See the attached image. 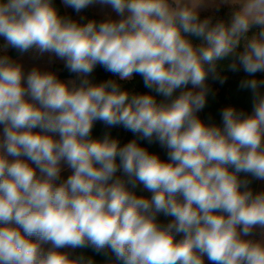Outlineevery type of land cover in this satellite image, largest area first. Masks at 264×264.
I'll use <instances>...</instances> for the list:
<instances>
[{
  "label": "clouds",
  "instance_id": "obj_1",
  "mask_svg": "<svg viewBox=\"0 0 264 264\" xmlns=\"http://www.w3.org/2000/svg\"><path fill=\"white\" fill-rule=\"evenodd\" d=\"M62 2L109 5L119 19L81 24L53 0H0L4 51L53 53L77 77L0 55V264H96L72 255L89 248L103 264H264V239L252 238L264 236V191L248 178L264 180V0H219L227 22L201 19L205 0ZM222 61L246 74L252 112L227 106L217 125L198 114L207 81L225 82ZM98 65L120 81L139 74L150 92L94 83ZM97 122L135 138H93Z\"/></svg>",
  "mask_w": 264,
  "mask_h": 264
},
{
  "label": "trees",
  "instance_id": "obj_2",
  "mask_svg": "<svg viewBox=\"0 0 264 264\" xmlns=\"http://www.w3.org/2000/svg\"><path fill=\"white\" fill-rule=\"evenodd\" d=\"M53 3L62 16L70 17L81 24H85L90 20H95L96 23L99 24L100 22L108 19L95 13L91 9L90 5L79 13H77L73 9H71L69 12H66L63 7L62 0H53ZM230 14V6H221L216 9H210L207 11L200 12L201 19L206 16H213L214 22L215 20L220 19L227 22L230 20ZM258 31L259 28L254 26L249 31V33H247V35L251 37ZM5 45L6 41L3 37H0V55L7 54L11 59H16L31 51L29 50L28 52L21 53L15 48L8 46L5 52ZM228 62L229 61L220 62V74L221 76L226 77L225 82L223 84L217 81H213L211 78L207 81L209 87L211 88V92L208 95L207 104L205 108L198 114L200 118L206 123H215L217 125H222L221 111L227 106H234L237 110L244 111L249 114L252 112L251 91L248 89H241L239 87L240 81L246 78V74L243 72V70L235 73L229 71L226 67V64ZM53 72L56 73L57 77L62 81H66L68 79H77L76 74L71 73L66 68V66L62 64H55L53 66ZM90 78L94 83H100L108 79L117 80V82L120 83L123 89H127L128 91L133 93L143 94L150 92L149 89L144 87L143 79L139 74H134L133 79L130 81H120L117 76H114L112 73L105 71L102 67L98 65L94 72L91 74ZM257 78L264 79V73H258ZM189 87H191V85H189ZM179 91L180 90H177L176 94H179ZM152 94L156 96L158 101L164 99L162 96L157 95L155 92H152ZM105 134H110L111 137L117 138L121 146L127 143L129 140L135 138L132 132L124 129L123 127L108 128L101 122H97L93 128V138L103 139ZM140 143L143 147L147 148L150 153L158 154L162 160H167V150L166 148L162 147L158 142L149 144L146 140H142L140 141ZM117 175L122 176V171L118 172ZM248 178L252 181L250 187L253 189L254 192H257L258 180L252 179L251 177ZM136 192L138 195H144L147 197H150L151 195V193L144 190L142 186L138 187L136 189ZM157 220L158 222L163 224L169 222L171 220V217H165L163 214H159ZM261 235L262 234L260 230H257L255 232L254 237L252 238L258 240ZM177 239H179V237H177ZM81 253H83L85 256L93 257L96 264H103L105 260L104 256L96 254L90 248L77 249L72 252V255L76 256Z\"/></svg>",
  "mask_w": 264,
  "mask_h": 264
},
{
  "label": "rangeland",
  "instance_id": "obj_3",
  "mask_svg": "<svg viewBox=\"0 0 264 264\" xmlns=\"http://www.w3.org/2000/svg\"><path fill=\"white\" fill-rule=\"evenodd\" d=\"M221 6H228V5H219V0H205L204 4L200 8V12L207 11L210 9H216ZM66 12H69L72 8L64 6ZM91 9L106 18L111 19H119L117 14L112 10L111 6L103 5L100 3H93L90 5ZM25 57H20L16 60L17 63L22 64L23 66H29L30 64L32 67L39 66L42 70L53 71V66L55 64H65V61L60 59L59 57L55 56L53 53H43L40 54L35 49L31 51L29 54L24 55ZM0 131H2V126H0ZM34 131H39L36 129ZM58 138V137H57ZM66 166V165H65ZM64 166V167H65ZM70 174V171L66 174L62 175V178H66ZM261 191H264V180H261Z\"/></svg>",
  "mask_w": 264,
  "mask_h": 264
},
{
  "label": "crops",
  "instance_id": "obj_4",
  "mask_svg": "<svg viewBox=\"0 0 264 264\" xmlns=\"http://www.w3.org/2000/svg\"><path fill=\"white\" fill-rule=\"evenodd\" d=\"M63 3V2H62ZM65 5L63 4V7H64ZM64 9H65V7H64ZM65 11H66V9H65ZM34 50V49H33ZM33 50H31V51H33ZM31 51H29L28 53H26V54H29ZM26 54H24V55H26ZM24 55H22V56H20V57H25ZM20 57H18V58H20ZM18 58H16V59H13L14 61H16ZM62 65H65V64H62ZM23 68H24V71L25 72H27V71H29L31 68H32V65L30 64L29 66H23ZM53 72V71H52ZM70 80H73V79H68V80H66V82L67 81H70ZM70 170L67 168V166H65L64 167V169H63V171H62V174L61 175H63V174H66V173H68ZM259 191H261V180H258V185H257V192H259ZM257 231V230H256ZM261 239H264V236H260L259 237V239L258 240H261ZM205 264H210V262L207 260V258L205 257Z\"/></svg>",
  "mask_w": 264,
  "mask_h": 264
}]
</instances>
